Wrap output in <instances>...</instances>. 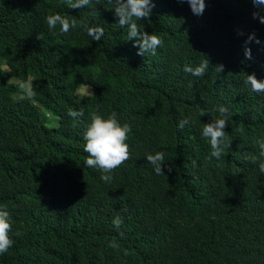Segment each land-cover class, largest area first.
Masks as SVG:
<instances>
[{
  "label": "trees",
  "instance_id": "trees-1",
  "mask_svg": "<svg viewBox=\"0 0 264 264\" xmlns=\"http://www.w3.org/2000/svg\"><path fill=\"white\" fill-rule=\"evenodd\" d=\"M153 4L137 25L162 45L141 57L108 0L77 10L0 0V205L12 240L0 264H264V93L243 83L248 72L264 77V23L250 0H205L201 15L187 0ZM53 13L76 28L49 29ZM82 24L101 26V39ZM253 32L260 45L245 44ZM205 58L204 75L183 70ZM218 106L229 109L230 144L219 161L199 134ZM97 111L131 129L111 181L83 165V125ZM155 150L171 171L153 172L145 156Z\"/></svg>",
  "mask_w": 264,
  "mask_h": 264
},
{
  "label": "clouds",
  "instance_id": "clouds-1",
  "mask_svg": "<svg viewBox=\"0 0 264 264\" xmlns=\"http://www.w3.org/2000/svg\"><path fill=\"white\" fill-rule=\"evenodd\" d=\"M183 2V0H181ZM253 12V18L264 23V0H250ZM92 3V0H65V6L69 9H84ZM111 5L109 8L118 25L121 28L127 26V41H131L136 49V54L144 57L145 54L155 55L158 47L162 45L161 37L155 32H146L140 29L137 22L142 19L147 20L154 7L153 0H108ZM190 10L194 15H201L205 7V0H187ZM46 23L49 29L56 28L59 25L60 33H67L70 28H76L75 20L68 19L59 13H53L46 16ZM81 28L91 41H99L103 36V28L99 25L82 24ZM238 34L243 35L242 31ZM249 41L260 45L261 41L255 36V33H249L245 44ZM244 57L247 60L252 59L251 50L247 46L244 49ZM217 72H222L223 65L217 64ZM216 65V66H217ZM209 67L207 58L199 62L196 66H185L184 71L195 77L204 75ZM264 69V67H263ZM264 76V75H263ZM243 83L255 94L264 93V77L257 78L255 72L245 73ZM216 111L220 114L218 117L211 118L204 123L200 129V136L206 138L210 147L209 158L219 161L230 147L228 139L225 137V125L229 119V109L225 106H218ZM202 112L200 115H203ZM68 115L74 118L83 116L80 111H69ZM190 121L182 119L178 122V127L184 128ZM130 126L127 122H122L115 112L102 113L93 112L83 125V152L87 157L83 160V165L88 168H94L101 171L102 181H111L112 171L120 166L129 158L128 133ZM260 157L264 158V140L258 141ZM145 159L152 165L153 172L156 175L164 173L162 166L171 171V167L165 163L164 153L155 150L146 154ZM259 171L264 173V162L259 163ZM114 228L119 229L121 219L117 216L111 220ZM11 229L10 214L6 206L0 205V254L7 252L12 246V240L9 237ZM115 248V243H110Z\"/></svg>",
  "mask_w": 264,
  "mask_h": 264
},
{
  "label": "rangeland",
  "instance_id": "rangeland-1",
  "mask_svg": "<svg viewBox=\"0 0 264 264\" xmlns=\"http://www.w3.org/2000/svg\"><path fill=\"white\" fill-rule=\"evenodd\" d=\"M15 81H17V80H15ZM87 92V87H85V86H82L80 89H79V93L80 94H84V93H86Z\"/></svg>",
  "mask_w": 264,
  "mask_h": 264
}]
</instances>
